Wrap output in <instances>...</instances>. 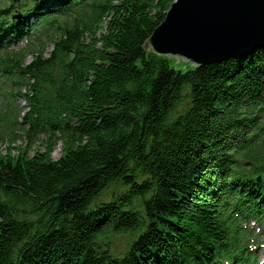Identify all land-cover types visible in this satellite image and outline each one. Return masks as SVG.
Instances as JSON below:
<instances>
[{"label":"trees","instance_id":"obj_1","mask_svg":"<svg viewBox=\"0 0 264 264\" xmlns=\"http://www.w3.org/2000/svg\"><path fill=\"white\" fill-rule=\"evenodd\" d=\"M175 1L0 6V54L41 24L47 35L29 63L0 60L30 142L0 157V264H258L264 48L203 67L152 53ZM16 8L32 25L10 21ZM115 236L133 238L123 255L103 243Z\"/></svg>","mask_w":264,"mask_h":264},{"label":"water","instance_id":"obj_2","mask_svg":"<svg viewBox=\"0 0 264 264\" xmlns=\"http://www.w3.org/2000/svg\"><path fill=\"white\" fill-rule=\"evenodd\" d=\"M146 47L190 67L242 59L264 48V0H176Z\"/></svg>","mask_w":264,"mask_h":264},{"label":"rangeland","instance_id":"obj_3","mask_svg":"<svg viewBox=\"0 0 264 264\" xmlns=\"http://www.w3.org/2000/svg\"><path fill=\"white\" fill-rule=\"evenodd\" d=\"M9 1L10 0L0 1V6L2 7L4 5H7ZM51 49H52V45L50 44L49 51ZM25 55H26V61L29 63L32 60V56L30 55V53L25 54ZM1 80L2 78L0 77V83H1ZM9 88L13 89V92L16 91L15 85L13 87L10 86ZM7 91H9V89H7ZM0 93H3V92H0ZM7 109H12L10 114L8 113ZM27 111H28V104L22 98L18 97L15 100V98L12 99L9 95L7 97H3L0 94V114L7 115L11 119H14L15 117H17V114H18V122L21 123ZM28 129H29V125L25 126L23 129L19 125L13 126L12 123L11 124L7 123V121L6 122L0 121V157H2L3 155H6L10 149H14L12 150L13 151L12 154L15 155L20 147L27 148L30 145L27 135L25 134L26 131H28ZM45 138H46L45 136H41V139H45ZM30 149H33V152L40 150L41 149L40 142H37ZM61 154L62 152H61V145H60L56 148L52 157L54 160H58L61 157ZM112 190L113 189H110L107 192H105L101 201H108ZM262 239H264V236L262 237ZM132 240L133 238L127 237V236H115V237L110 238L109 240H106L103 243L104 245H107V243H109L111 250L115 254L123 255L126 253L129 243ZM257 253L260 256L261 261H263L264 260L263 258L264 248H261L260 250H258Z\"/></svg>","mask_w":264,"mask_h":264},{"label":"bare ground","instance_id":"obj_4","mask_svg":"<svg viewBox=\"0 0 264 264\" xmlns=\"http://www.w3.org/2000/svg\"><path fill=\"white\" fill-rule=\"evenodd\" d=\"M259 50V49H258Z\"/></svg>","mask_w":264,"mask_h":264}]
</instances>
